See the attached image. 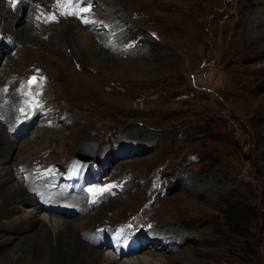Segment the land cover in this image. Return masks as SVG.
<instances>
[{
  "label": "rangeland",
  "instance_id": "rangeland-1",
  "mask_svg": "<svg viewBox=\"0 0 264 264\" xmlns=\"http://www.w3.org/2000/svg\"><path fill=\"white\" fill-rule=\"evenodd\" d=\"M0 108V264H264V0H0Z\"/></svg>",
  "mask_w": 264,
  "mask_h": 264
},
{
  "label": "bare ground",
  "instance_id": "bare-ground-1",
  "mask_svg": "<svg viewBox=\"0 0 264 264\" xmlns=\"http://www.w3.org/2000/svg\"><path fill=\"white\" fill-rule=\"evenodd\" d=\"M0 112H2V114L5 113L6 116H7L8 113H9L10 111H9V109H7V111L5 112V111L2 110V108H0ZM29 116H30V114L23 115V116H22V120H23L25 117L27 118V117H29ZM25 123H28V121H26V122L22 121V124H25ZM94 148H95V149H94V151H93V154H94V158H95V157L97 156V152H96V151H97V145H96ZM93 154H92V155H93ZM80 156H81V155H80ZM80 156L78 155V158H79L81 161L86 162V160H83L82 157H80ZM80 207L82 208V207H84V205H81ZM36 209H40V207H37ZM36 209H35V210H36ZM36 211H37V210H36ZM37 212H38V211H37ZM66 212H67V213H69V212H70V213H73L72 211H66ZM44 222H45L46 224H49V223H50L51 226H57V227H58V226H61V225H62V224H60L59 221L52 220L51 218H45V221H44ZM111 235H112V234H111ZM111 235H110V236H111ZM108 238H110V237H108ZM107 240H108V239H107ZM147 241H148V240H147ZM148 242H151V241H148ZM160 242H161V241H160ZM152 243H154V242H152ZM146 262H147V261H146L143 257H139V258L137 257V260L134 261L135 264H146ZM129 264H132V263H129Z\"/></svg>",
  "mask_w": 264,
  "mask_h": 264
},
{
  "label": "trees",
  "instance_id": "trees-1",
  "mask_svg": "<svg viewBox=\"0 0 264 264\" xmlns=\"http://www.w3.org/2000/svg\"><path fill=\"white\" fill-rule=\"evenodd\" d=\"M247 212V207L246 206H242L240 203H233L228 207L227 213L231 216L230 219H237V222L239 221L241 223V219L244 218V216L246 215ZM240 215V216H239ZM249 216V215H248ZM247 216V217H248ZM226 217H228V215L226 214ZM231 223H233L231 221ZM237 227V226H236Z\"/></svg>",
  "mask_w": 264,
  "mask_h": 264
},
{
  "label": "water",
  "instance_id": "water-1",
  "mask_svg": "<svg viewBox=\"0 0 264 264\" xmlns=\"http://www.w3.org/2000/svg\"><path fill=\"white\" fill-rule=\"evenodd\" d=\"M84 145H86V146H90L89 148H93V150L95 149L94 147L97 145L96 144V142H93V141H89V142H86ZM83 156V155H82ZM82 159L83 160H88V159H90L91 160V158H89V157H87V156H83L82 157ZM93 159V158H92Z\"/></svg>",
  "mask_w": 264,
  "mask_h": 264
},
{
  "label": "snow or ice",
  "instance_id": "snow-or-ice-1",
  "mask_svg": "<svg viewBox=\"0 0 264 264\" xmlns=\"http://www.w3.org/2000/svg\"><path fill=\"white\" fill-rule=\"evenodd\" d=\"M84 10L87 11V9H84ZM31 82H35V77L32 78V81H30V83Z\"/></svg>",
  "mask_w": 264,
  "mask_h": 264
}]
</instances>
